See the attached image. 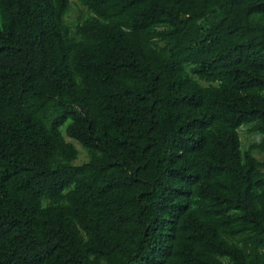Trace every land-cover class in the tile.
I'll return each instance as SVG.
<instances>
[{
	"label": "trees",
	"instance_id": "obj_1",
	"mask_svg": "<svg viewBox=\"0 0 264 264\" xmlns=\"http://www.w3.org/2000/svg\"><path fill=\"white\" fill-rule=\"evenodd\" d=\"M74 1L0 0V264H264V0Z\"/></svg>",
	"mask_w": 264,
	"mask_h": 264
},
{
	"label": "rangeland",
	"instance_id": "obj_2",
	"mask_svg": "<svg viewBox=\"0 0 264 264\" xmlns=\"http://www.w3.org/2000/svg\"><path fill=\"white\" fill-rule=\"evenodd\" d=\"M89 15V12L80 4H78L76 1L73 0L71 10L66 18V22L74 26L76 23L79 21H82ZM240 137H241V142L242 146L244 149H247L251 143L259 139V135L257 134H250L248 131V127H243L240 130ZM68 141H71L69 138H67ZM74 144L76 147L79 149L80 154L78 159L74 162L75 165H82L83 163L87 162L88 157L86 154V151L77 143L74 141ZM255 156L259 160H264V157L258 153L255 154Z\"/></svg>",
	"mask_w": 264,
	"mask_h": 264
}]
</instances>
